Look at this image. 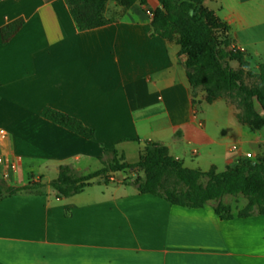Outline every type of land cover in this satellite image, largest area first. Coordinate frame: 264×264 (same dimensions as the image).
I'll list each match as a JSON object with an SVG mask.
<instances>
[{
	"label": "crops",
	"instance_id": "obj_1",
	"mask_svg": "<svg viewBox=\"0 0 264 264\" xmlns=\"http://www.w3.org/2000/svg\"><path fill=\"white\" fill-rule=\"evenodd\" d=\"M203 6L227 26L228 49H243L256 67L264 63V0ZM158 7L147 5L151 13ZM103 16L111 23L79 31L66 0L0 2V29L24 21L8 43L0 36V129L7 134L0 153L20 166L10 183L0 182L43 185L0 199V264H264V215L222 220L213 204L173 206L118 182L125 172L67 198L48 185L61 166L99 171L104 150L134 164L156 142L202 172L234 167L247 153L264 160V130L242 125L225 99L193 97L177 36L153 35V16L139 4L107 0ZM44 108L79 120L94 138L43 119Z\"/></svg>",
	"mask_w": 264,
	"mask_h": 264
},
{
	"label": "trees",
	"instance_id": "obj_2",
	"mask_svg": "<svg viewBox=\"0 0 264 264\" xmlns=\"http://www.w3.org/2000/svg\"><path fill=\"white\" fill-rule=\"evenodd\" d=\"M2 0H0L1 2ZM123 8L139 4L148 11L149 1H155L159 7L152 14L153 35L166 40L177 36L180 54L185 56V69L195 97L198 89L206 93L207 103L222 98L224 91H235V97L241 98L245 105L246 116H251L249 100H255L264 112V63L259 65L258 85L248 87L243 83L247 71V61L241 53L228 49L230 42L226 35L228 28L216 15L204 8V0H114ZM70 14L79 31H89L111 23L103 16L107 0H66ZM24 21L17 19L0 29L1 40L8 43L22 28ZM223 38L219 43L218 38ZM236 62L238 69L230 67ZM230 102V101H229ZM41 117L84 139L94 138V131L85 127L79 120L51 108H44ZM238 121L257 132L262 125L249 122L238 114ZM113 157L105 160V155ZM103 167L99 171L83 173L69 166L58 168L57 177L48 185L54 189L58 198H67L82 192L95 183L107 185L117 173L130 171L143 172L142 179L133 184L142 194H151L165 199L173 206L189 209L204 208L213 204V210L222 220L234 217L229 205L224 204L225 196L242 195L248 201L237 217L264 215V160L256 162L239 161L234 167L222 172H202L183 167L169 155L168 149L161 143H148L134 164L124 162L114 150H104L99 158ZM174 179V184L170 179ZM207 178L203 184L202 179ZM38 182H29L25 186H7L0 182V199L20 192H39Z\"/></svg>",
	"mask_w": 264,
	"mask_h": 264
},
{
	"label": "rangeland",
	"instance_id": "obj_3",
	"mask_svg": "<svg viewBox=\"0 0 264 264\" xmlns=\"http://www.w3.org/2000/svg\"><path fill=\"white\" fill-rule=\"evenodd\" d=\"M223 40L224 39L222 37L218 38L219 43H222ZM232 64L234 65V63H232ZM247 65H248L247 71L250 74H245L243 76V83L248 87L256 86V85H258L259 81L253 75L258 74L260 64L257 67L254 65H251L250 63H247ZM233 69H238V65L236 66V68H233ZM198 91L205 93V91L201 90V89H198ZM221 99H225L227 101H230V103L235 106L236 110H238V112H239L238 114L241 117H243V119H247L249 122L256 123L257 125H262V128L259 131L264 130V112L262 111L261 106L255 100H249V102H247L248 104H250L251 109L253 111V114L251 116H246L245 115V113H246L245 105L242 103L241 98L235 97V91L234 90L224 91ZM259 131H257V132H259ZM240 161H242V160H240ZM244 161H252V157L246 158ZM129 173H130V171H125V174L118 179V182L134 183L137 179H142L144 176L143 172H141V171H136L134 173V176H132V177L127 176V174H129ZM55 178H56V176L53 175L52 179L54 180ZM174 182H175V180L173 178L170 179L171 184H174ZM201 182L203 184H205L207 182V178L202 179ZM223 200H224L225 204L230 206L231 212L233 213V215L238 214V212L243 210L248 203L247 199L245 197H243L242 195L225 196L223 198Z\"/></svg>",
	"mask_w": 264,
	"mask_h": 264
},
{
	"label": "built area",
	"instance_id": "obj_4",
	"mask_svg": "<svg viewBox=\"0 0 264 264\" xmlns=\"http://www.w3.org/2000/svg\"><path fill=\"white\" fill-rule=\"evenodd\" d=\"M147 14L149 16H153V14L149 11H147ZM234 52L243 53L244 50L232 46L230 48ZM7 138V134L3 129H0V139L5 140ZM229 151L231 153H238L239 152V146L237 144H232L229 148ZM245 158H251V154H245ZM20 171L19 166V159L14 157L6 156L3 153H0V179L1 181L5 183H10L13 179V177ZM112 181V179H110Z\"/></svg>",
	"mask_w": 264,
	"mask_h": 264
}]
</instances>
